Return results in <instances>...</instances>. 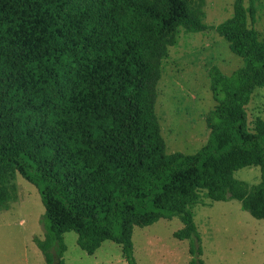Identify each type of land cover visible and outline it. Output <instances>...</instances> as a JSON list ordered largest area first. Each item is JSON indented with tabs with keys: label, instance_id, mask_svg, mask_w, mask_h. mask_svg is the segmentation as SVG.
Masks as SVG:
<instances>
[{
	"label": "trees",
	"instance_id": "trees-1",
	"mask_svg": "<svg viewBox=\"0 0 264 264\" xmlns=\"http://www.w3.org/2000/svg\"><path fill=\"white\" fill-rule=\"evenodd\" d=\"M206 0H0V211L18 173L45 208L46 264H65L64 235L94 255L104 242L134 258L135 227L178 217L189 264L202 260L192 207L205 195L237 200L264 220V119L246 107L264 87V38L255 7L235 0L217 33L243 59L225 75L213 68L216 102L204 147L168 154L156 114L162 62L180 29H207ZM249 20H251L249 23ZM259 167L249 187L236 171Z\"/></svg>",
	"mask_w": 264,
	"mask_h": 264
},
{
	"label": "rangeland",
	"instance_id": "rangeland-1",
	"mask_svg": "<svg viewBox=\"0 0 264 264\" xmlns=\"http://www.w3.org/2000/svg\"><path fill=\"white\" fill-rule=\"evenodd\" d=\"M235 0H206L203 11L207 29L188 32L180 29L174 46L162 62V76L157 86L156 114L168 154L192 155L209 138L207 115L216 102L211 91L213 68L229 76L244 65L216 28L234 15ZM254 4L253 26L264 38V0H244L248 9ZM251 20H249V23ZM250 123L264 119V87L255 90L246 107ZM236 180L249 187L261 180L259 167L235 172ZM10 183L14 199L7 210L0 211V264H46L34 242L45 234V208L38 189L16 173ZM205 264H264V220L245 211L237 200L214 202L205 195L192 207ZM178 217L160 219L147 227H135L134 258L137 264H189L190 241H180L174 234L183 228ZM75 232L64 235L67 251L65 264H127L121 247L106 241L94 255L77 244Z\"/></svg>",
	"mask_w": 264,
	"mask_h": 264
}]
</instances>
